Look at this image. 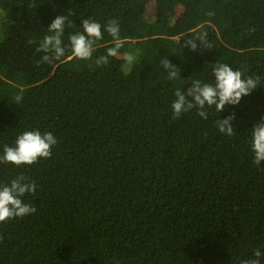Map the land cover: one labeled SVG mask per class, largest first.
I'll use <instances>...</instances> for the list:
<instances>
[{
    "label": "trees",
    "instance_id": "1",
    "mask_svg": "<svg viewBox=\"0 0 264 264\" xmlns=\"http://www.w3.org/2000/svg\"><path fill=\"white\" fill-rule=\"evenodd\" d=\"M60 15L72 24L65 56L38 66ZM89 18L103 38L91 59H74L69 37ZM109 20L121 47L98 67L116 43ZM194 37L207 47H184ZM217 63L258 77L257 88L220 113L206 106L207 119L195 109L173 119L175 92L214 85ZM233 114L234 135L222 134L216 121ZM261 120L264 0H0V155L26 131L58 141L50 159L0 163V185L20 175L37 185L22 198L36 212L0 224V264H242L264 254V161L251 149Z\"/></svg>",
    "mask_w": 264,
    "mask_h": 264
},
{
    "label": "clouds",
    "instance_id": "2",
    "mask_svg": "<svg viewBox=\"0 0 264 264\" xmlns=\"http://www.w3.org/2000/svg\"><path fill=\"white\" fill-rule=\"evenodd\" d=\"M72 13L70 12L69 15ZM211 14V13H210ZM72 27L68 21V16H57L48 26V35H45L37 48L38 53H45L42 60L37 62L53 63L60 61L65 56L62 37L65 33V26ZM103 28L115 40V47L107 49L106 55L100 56L96 60V65L103 66L109 63L110 57H116L121 47L119 42L120 26L118 21L109 20ZM82 32L72 34L70 39L71 57L82 61L92 58L96 42L102 39V25L93 19L82 21ZM204 48L207 42L203 37L188 38L185 40L184 47L190 48L195 52L198 48L197 42ZM30 44H35V40H30ZM128 63L134 60L131 54L126 57ZM160 66L167 73L168 80H175L180 74L179 69L173 65L167 57L160 59ZM215 83H202L200 80L192 81V86L186 92L177 90L176 99L172 103L174 112L173 119H179L183 113H188L193 109L197 115L207 119L208 113L205 107L215 106L217 112H222L226 105H239L241 99L251 95L257 88L259 78H242L241 71H234L229 65L217 63L214 67ZM191 98V99H189ZM235 115H230L224 119H218L216 125L222 134L227 136L234 135ZM58 143L55 136L50 132L41 133L40 131H26L16 139L15 146L5 145L3 155H0V163L12 164L17 167L22 165H33L39 159H50L52 148ZM251 149L254 154L253 163L259 166L264 161V120L257 122L252 127ZM37 185L28 180L24 175H20L10 184L0 185V224L15 218H23L34 214L36 208L23 202L22 198L26 194H35ZM3 237H0L2 240ZM242 264H264V254L256 250L253 258L246 259Z\"/></svg>",
    "mask_w": 264,
    "mask_h": 264
},
{
    "label": "rangeland",
    "instance_id": "3",
    "mask_svg": "<svg viewBox=\"0 0 264 264\" xmlns=\"http://www.w3.org/2000/svg\"><path fill=\"white\" fill-rule=\"evenodd\" d=\"M153 10H154V5H153V4H151V5L149 6V11H150V13H152V12H153Z\"/></svg>",
    "mask_w": 264,
    "mask_h": 264
}]
</instances>
